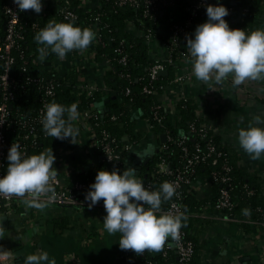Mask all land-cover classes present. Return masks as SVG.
Here are the masks:
<instances>
[{"label": "trees", "instance_id": "16d2710c", "mask_svg": "<svg viewBox=\"0 0 264 264\" xmlns=\"http://www.w3.org/2000/svg\"><path fill=\"white\" fill-rule=\"evenodd\" d=\"M13 0H0V35L4 31V5ZM70 8L78 15L75 23L81 27H92L98 23L103 43L95 47V60L103 64L107 58H111V65L105 71L107 86L111 87L117 94L114 101L106 102V111H100L98 107L104 95L98 90L93 94L88 93L83 87L78 86V73L74 69L65 72L60 70L55 60L56 54L51 53L46 56V60H40L39 45L35 40V35L49 21L42 13H35L34 10H26L23 13L22 23L24 24V38L20 41L19 48L15 51L17 61L11 67V75L15 79L16 87L13 88L16 100L7 105V128L5 130L6 138L9 142V148L13 142H19L22 150L27 151L28 155L39 154L45 149L54 148L58 145H70L71 138L60 140L48 136L42 126L41 117L45 111V105L51 102L61 103L70 106L72 103L78 105V111L82 113L91 110L92 116L89 118L92 127L91 135L99 139L103 137V131H107L112 139H115L114 145L120 152V159L108 162L104 157L102 148H96L98 162L94 169L84 173H79L75 180L83 181L90 185L94 182L95 176L100 169H119L120 172L124 166L128 151L121 148L128 145L127 138L134 142L136 137L135 125L136 114L140 111L142 117L153 124V130L160 138L165 133L169 136L162 145L166 148L158 149L151 159L141 169V179L147 187L151 184L156 190L160 185L169 182L170 175L165 172L168 170L184 169L186 158L182 151L185 145L190 154H199L198 160L193 166L195 178L209 180L216 189L218 195L223 185L212 179L213 172L221 170L223 163L229 164L230 171V193L234 205L231 209H224L223 212L230 217L246 216L243 212L245 208L251 210V218L264 221V196L256 178L241 170L237 165V160L232 150L220 142L218 136L207 126L206 122L198 116V108L191 99H180L174 108L163 106L156 110L155 106L163 103L159 101L161 95L171 84L177 75V69L165 62L167 76L159 75L155 79L149 76V67L155 64L151 57L145 37L136 35L130 31L127 25L136 26L142 32L148 29L156 32L158 29L173 30L174 25H184L187 18L192 16V9L195 0H173L174 5H183L182 12L184 17L170 18L164 13L163 7L156 17L144 16L142 6L144 0H136L133 5L127 3L119 6L115 0H99V5L94 9L84 10L80 5V0H68ZM210 4H216L217 0H209ZM225 6L233 7V13L226 16L230 27H241L245 32H250L257 28H264L256 15V10L261 5V0H219ZM50 16L57 15L55 7L51 8ZM237 18L239 20L235 21ZM204 19L207 20L206 8H202L196 16L193 17V25L188 27V33L192 36L197 24ZM73 20V19H71ZM68 20H64L67 22ZM204 21V22H205ZM38 23L39 27H34ZM185 43L187 39L180 38ZM126 55L127 63L120 62L122 56ZM3 64L0 60V68ZM126 74L130 76L127 77ZM53 83V94L48 95L49 84ZM154 88V93L144 92L145 86ZM164 88H161V87ZM127 88L130 92L127 93ZM105 98V97H104ZM5 101L3 92L0 88V104ZM155 112L163 116L162 121L154 119ZM65 113V118L68 117ZM72 124V120L70 121ZM202 127L207 130L205 136L201 137L199 132L191 131V126ZM129 141V142H130ZM213 146V150H210ZM5 153V159L8 150ZM197 148L199 149L197 151ZM210 154L209 156H207ZM205 156V159H201ZM217 158L218 163L214 164L213 159ZM165 161L164 167L160 164ZM6 159V164L8 165ZM6 172V171H5ZM89 188V187H88ZM217 196L212 201L215 205ZM183 211H186L187 220L183 222L180 229L184 230L186 237L194 244V252L191 259L187 262L180 260L179 254L174 247L175 240L171 238L165 242L163 251L159 255L152 254L145 250L143 257H134L133 250L126 251L122 260L128 264H202L199 253V245L193 235L192 227L196 218L190 214L199 210L204 205L198 201L186 189L181 200ZM168 207V201L163 202L162 209ZM86 264V263H81Z\"/></svg>", "mask_w": 264, "mask_h": 264}, {"label": "crops", "instance_id": "0c3cea01", "mask_svg": "<svg viewBox=\"0 0 264 264\" xmlns=\"http://www.w3.org/2000/svg\"><path fill=\"white\" fill-rule=\"evenodd\" d=\"M66 1L43 0L40 13L50 21L56 20ZM99 3V0H80L79 5L84 10H91ZM53 7L57 15L51 17L49 11ZM182 7L173 4L164 13L170 18L180 19L184 17ZM256 15L263 25L264 0H261ZM204 21L202 19L198 24ZM127 27L136 35L144 36L136 26L128 24ZM173 38V31L169 29H158L151 39L144 38L155 61L166 62L169 59L167 43ZM96 45L94 39L84 51L73 50L64 59L56 57L55 60L60 70H76L80 88L94 92L100 90L105 98L98 107L100 111H106V102L114 101L117 94L106 84V62L101 64L95 60ZM179 49L186 51L187 55L178 53L172 65L177 69L176 75L182 76L183 80L170 82L158 96L159 101L171 109L180 99H191L198 108V116L220 142L232 150L238 167L256 178L264 196V155L260 159H252L238 143V130L255 123L257 115L264 116V78L248 79L240 85H234L231 77L219 85L212 81H199L192 73V59L186 44L179 41ZM72 125L78 129L74 143L43 151L53 150L56 157L53 167L62 185L74 180L79 173L94 169L98 162V154L91 145L92 127L81 111L72 120ZM135 134L137 138L128 151L121 173L125 168L134 167L141 179L142 167L162 142L140 111L136 114ZM125 141L129 143L130 140L127 138ZM187 190L204 203L190 214L196 218L191 229L199 245L202 264H264V221L249 215L230 217L217 210L212 203L217 191L209 180L196 178ZM88 204L46 203L42 209L30 208L24 203L13 206L8 214L0 217L1 252L14 253L13 264H23L28 255L36 254L40 249L47 251L50 258H55L56 264H128L127 259L122 260L126 250H121L118 243L121 234H110L104 228L106 212L103 200L91 208ZM162 251L163 248L150 252L159 255Z\"/></svg>", "mask_w": 264, "mask_h": 264}, {"label": "clouds", "instance_id": "9594fccd", "mask_svg": "<svg viewBox=\"0 0 264 264\" xmlns=\"http://www.w3.org/2000/svg\"><path fill=\"white\" fill-rule=\"evenodd\" d=\"M13 2L20 11L31 9L40 13L43 9V0ZM206 15L207 20L196 26L186 42L194 76L199 81H212L216 85L229 77L234 85L248 79L264 78V28L250 32L231 28L224 19L229 15V9L219 0L206 6ZM95 37L93 29L81 27L73 19L67 22L51 20L34 38L43 46L39 48L40 60L43 61L49 50L60 59L73 50L82 52ZM77 109L75 102L70 106L57 102L45 105L41 117L45 133L60 140L71 138L70 142L74 143L78 129L70 121L77 118ZM65 113L69 114L67 118ZM254 119L255 123L238 130V143L250 158L260 159L264 155V116L257 115ZM6 159L9 163L6 174L0 175V195L21 197L27 207L38 209L55 198L50 183L57 174L53 167L56 157L52 149L28 155L19 142H13ZM175 194L176 186L167 181L158 189L149 190L138 178L137 169L128 167L122 173L119 169L98 170L84 199L89 202V208L103 200L106 231L121 234L118 242L121 250L143 254L145 250L160 251L169 237L178 238L179 230L187 220L186 211L162 209L163 202L171 200ZM243 212L251 214L247 208ZM23 264H56V260L40 249L36 254L28 255Z\"/></svg>", "mask_w": 264, "mask_h": 264}, {"label": "built area", "instance_id": "2783aa9c", "mask_svg": "<svg viewBox=\"0 0 264 264\" xmlns=\"http://www.w3.org/2000/svg\"><path fill=\"white\" fill-rule=\"evenodd\" d=\"M119 6H123L127 3L135 4L136 0H115ZM193 9H192V16L186 19L184 25H174L173 34L174 38L167 43V49L169 52V59L166 61L172 65V63L175 61L176 55L178 53H181L182 55L186 56V51L179 49V41L180 38L187 39L189 36H191L188 33V27L193 25V17L197 15V13L202 9L206 8L208 4H210L209 0H195ZM70 2L67 0L63 9L60 11L56 22H61L64 20H71L78 17L77 13L73 11L70 6ZM174 4L173 0H144L143 6H142V14L144 16H150V17H156L157 14L161 11L159 10L160 7H163V9H167L171 5ZM229 9V15L232 14L233 7H228ZM4 31L3 35H0V60L2 61L3 67L0 68V88L3 92L5 101L0 104V175L6 174L7 170V164L5 159V153L6 150L9 148V142L6 138L5 130L7 128V105L9 102H12L16 100V95L14 93L13 88L16 87L15 79L11 75V67L14 65V63L17 61L16 55L14 54L15 51L18 50L20 41L24 38V24L22 23L23 19V13L26 11H20L17 7V5L11 1L10 3L4 5ZM44 16V15H43ZM225 18V17H224ZM239 20L237 18L235 21ZM34 27H39L38 23H34ZM103 27H99L98 23L91 27V29L94 30L96 33L95 41L96 44L103 43L102 35L100 33V29ZM231 28H239V27H231ZM240 29H242L240 27ZM156 35V32H154L151 29H148V31L144 32V37L146 39H151ZM111 58H107L105 60L106 67H110L111 65ZM120 62L126 64L127 58L126 55L122 56L120 59ZM58 63V62H57ZM60 68V66H58ZM166 70V64L165 62L161 61H155V64L149 67V76L152 79H155L157 76H159V71ZM127 77H129V74H126ZM183 80L182 76H177L172 82L174 81H181ZM53 87L54 84L50 83L49 88L47 90V94L51 95L53 94ZM161 88H164L163 86ZM88 93L93 94V90H89L85 88ZM131 90L130 88H127L126 92L129 93ZM144 92L147 94L154 93V88L151 86H145ZM164 106V104H158L155 106L156 110L161 109ZM84 117L88 120L92 116L91 110H87L83 112ZM164 117L159 116L158 112H155L154 119H157L158 121H162ZM150 127L153 129V124L149 123ZM91 126V125H90ZM191 131L193 132H199L200 136L203 137L207 133L206 129H203L202 127H196L195 125L191 126ZM103 137L102 139H99L95 136V134L92 136L91 145L96 148H102L104 157L107 159L108 162L114 161L116 159H120L121 154L117 150V146L114 145L115 139H112L110 134L107 131H103ZM167 139H169V136L167 135ZM166 139V140H167ZM133 142L127 143L128 145H124L123 150L129 151L131 148ZM22 148H25L22 146ZM166 145L160 146V149H165ZM213 146H210V150H213ZM199 149L197 148V151ZM182 151L184 153V156L187 160V164L184 169H178V170H168L165 173L170 175L169 182L173 183L176 186V194L171 198V200L168 201V207H166L165 211L172 210L175 211L176 209L183 210V204L181 202L182 197L184 195L185 190L189 185L193 183V181L196 179L193 176L194 169L193 166L198 160L199 154L193 153L190 154V151L188 148L184 145L182 147ZM208 154L207 156H209ZM110 157V159L108 158ZM205 156H202L201 159H205ZM213 163L217 164L218 159L214 158ZM165 161H163L160 164V167H164ZM232 167L227 164L223 163L221 165V170H216L213 172L212 179L215 181L220 182L223 187L220 189L216 202L214 207L217 210L223 211L224 209H231L234 205L232 201V196L230 193V171ZM52 184L53 190L55 192V198L52 199L48 204L53 205H81L85 204L88 201H85V193L88 191L89 185L83 181H77L72 180L71 182H68L65 185L60 184L58 177L55 176L54 179L50 181ZM147 188L149 190H155L151 184L147 185ZM23 203V198L17 197V196H3L0 195V217L2 215L8 214L9 211L13 208L15 205H21ZM174 247L177 250V253L179 254L180 260L183 262H187L191 259V256L194 252V244L193 242L186 237V233L184 230H179L178 238L174 239ZM131 251V250H126ZM145 255V252L143 254H134V257H143ZM15 260V255L12 252H1L0 251V264H13Z\"/></svg>", "mask_w": 264, "mask_h": 264}, {"label": "water", "instance_id": "95a60500", "mask_svg": "<svg viewBox=\"0 0 264 264\" xmlns=\"http://www.w3.org/2000/svg\"><path fill=\"white\" fill-rule=\"evenodd\" d=\"M159 75H168V71L167 70H161V71H159ZM160 138H161V142L164 143L167 139V134H165V133L161 134ZM147 161H148V159L146 160V162ZM143 264H146V263H143Z\"/></svg>", "mask_w": 264, "mask_h": 264}]
</instances>
